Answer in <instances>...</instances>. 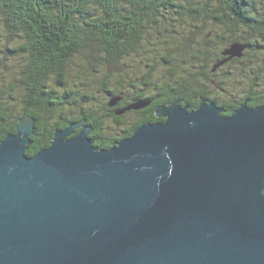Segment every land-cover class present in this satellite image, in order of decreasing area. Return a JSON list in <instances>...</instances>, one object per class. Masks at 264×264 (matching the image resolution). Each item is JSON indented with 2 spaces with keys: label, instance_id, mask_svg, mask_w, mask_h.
<instances>
[{
  "label": "water",
  "instance_id": "1",
  "mask_svg": "<svg viewBox=\"0 0 264 264\" xmlns=\"http://www.w3.org/2000/svg\"><path fill=\"white\" fill-rule=\"evenodd\" d=\"M199 99L106 149L83 119L26 155L35 119L20 117L0 141V264H264V101L222 115Z\"/></svg>",
  "mask_w": 264,
  "mask_h": 264
},
{
  "label": "trees",
  "instance_id": "2",
  "mask_svg": "<svg viewBox=\"0 0 264 264\" xmlns=\"http://www.w3.org/2000/svg\"><path fill=\"white\" fill-rule=\"evenodd\" d=\"M235 41L246 45L243 65L234 58L212 72L222 49ZM77 55L78 73L98 82L102 102L88 84L68 85ZM149 55L153 59L144 60ZM136 57V64L128 62ZM0 58L19 63L22 91L17 110L0 86V141L29 115L37 133L25 150L30 156L49 145L55 129L84 119L92 144L106 149L144 121H155L156 106L175 98L192 109L203 94L222 115L245 99L250 106L263 103L264 0H0ZM233 64L242 74L227 69ZM251 64L257 68L248 74ZM120 67L133 70L135 80L126 87L116 76ZM157 68L164 72L153 81ZM240 83L246 90L221 98ZM128 87L134 93L128 98L151 102L133 125H120L118 101L114 107L108 103ZM109 119L116 127L105 125Z\"/></svg>",
  "mask_w": 264,
  "mask_h": 264
},
{
  "label": "rangeland",
  "instance_id": "3",
  "mask_svg": "<svg viewBox=\"0 0 264 264\" xmlns=\"http://www.w3.org/2000/svg\"><path fill=\"white\" fill-rule=\"evenodd\" d=\"M260 56V55H258ZM81 55H77L75 58H73L70 62V66H72V68L69 71L68 74V85L72 86L74 84H88L85 86H89L94 94H95V99L98 102H102V100L104 99V96L101 94L100 89H98V82L96 80L91 81V78H84L83 75H80L78 73V70H80L79 66L82 64L81 60H80ZM132 58V57H131ZM138 58H134V59H129L128 62L129 63H133L132 65L136 64V62L139 60H137ZM153 59V55H149L147 58H144V60H152ZM242 63H240V65H243V63L245 62V59L241 58L240 60ZM262 62L259 59V64H261ZM235 64H239L235 63ZM235 64L231 65L229 68L230 71L233 70L236 73H241L242 74V70L240 67L236 66ZM253 67L252 70L256 69L257 66L256 65H250L249 67H247L245 69V72H249L251 71V68ZM263 70L261 73L264 74V65H263ZM18 71H19V63H16V61H12V59H1L0 58V86L3 90H6L8 93H10L12 100H13V104H14V108L15 109H20V101L22 99V91H21V85L19 82V75H18ZM164 72V70L162 68H157L155 69L154 72V76H152L153 81L154 80H160L161 79V74ZM133 70L131 68L126 69L124 67H120V69L118 70V75L117 78L122 79L124 86L126 87V85L132 81L135 80V77L132 76ZM219 73H221V71H219ZM117 74V73H116ZM142 74H144V71H139V75L141 76ZM249 76V75H248ZM244 80H249V78H245ZM112 85H114V81H111ZM242 83V82H241ZM240 83V86H235V87H231L230 86V90L228 93L223 94L221 96V98L226 99L228 97H230L231 93H238L241 91L246 90V85H242ZM243 83H245V81H243ZM140 88H143L144 86L141 84H138ZM239 85V84H238ZM10 87H12V90H8ZM233 88V89H232ZM60 89V88H59ZM133 89H130V87H128V89L126 91H132ZM149 92V91H148ZM147 92V93H148ZM127 120H130L132 118L131 115H128ZM105 125L109 128H114L116 127V124L113 120L109 119L105 122Z\"/></svg>",
  "mask_w": 264,
  "mask_h": 264
},
{
  "label": "flooded vegetation",
  "instance_id": "4",
  "mask_svg": "<svg viewBox=\"0 0 264 264\" xmlns=\"http://www.w3.org/2000/svg\"><path fill=\"white\" fill-rule=\"evenodd\" d=\"M231 61V60H230ZM230 61H228V62H230ZM228 62H226V63H228ZM225 63V64H226ZM225 64H223V65H225ZM222 65V66H223ZM213 84H215V82L213 81ZM126 94V95H125ZM134 93L133 92H130V91H126V93H124V94H122V95H120L119 96V100H118V107L114 110V112L116 111V110H121V109H123L124 107H126L127 105H129V104H131V103H134V102H144L145 104L143 105V106H141V107H139V108H135V109H128V110H125L124 112H122L121 114H118V115H122L121 116V119H122V122L120 123V125H133V123H135V122H137V119L139 118V117H141V116H144L145 115V113H142V112H144V110L146 109V107L150 104V100H143V99H141V100H137V101H135V100H132L131 98H128V96L129 97H132V95H133ZM171 103V102H170ZM170 103H161V104H165V105H168V104H170ZM183 104V103H182ZM159 105V104H158ZM115 106V105H114ZM114 106H111V107H114ZM157 107V106H156ZM156 109V108H155ZM155 109H154V113H155ZM140 113H142V114H140ZM116 114V113H115ZM128 115H131L132 116V118L130 119V120H127V116ZM156 115V114H155ZM157 117V116H156ZM83 120V119H82ZM165 119H164V117H157V119L155 120V121H153V122H158V121H164ZM73 122H75V121H73ZM144 122H150V121H144ZM143 122V123H144ZM152 122V123H153ZM84 124L85 125H87L85 122H84ZM142 124V123H141ZM117 125V124H116ZM68 126V125H67ZM88 126V125H87ZM139 126V125H138ZM137 126V127H138ZM90 127V126H89ZM34 131V130H33ZM79 131V128H77V129H75V131H74V133L73 134H75V133H77ZM90 132H91V130H90ZM89 132V133H90ZM37 133H35V132H33L31 135H30V143H29V145L30 144H32V143H34V138H33V136H35ZM89 135V134H88ZM127 137V136H126ZM125 138V137H124ZM118 141V140H117ZM116 142V141H115ZM115 142L111 145V146H113L114 144H115ZM95 146V145H94ZM110 146V147H111Z\"/></svg>",
  "mask_w": 264,
  "mask_h": 264
}]
</instances>
